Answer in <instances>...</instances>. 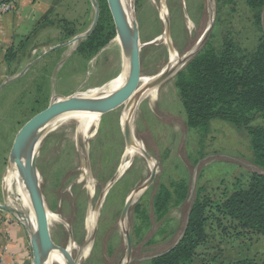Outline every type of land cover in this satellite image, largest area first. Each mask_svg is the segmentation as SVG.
Masks as SVG:
<instances>
[{
  "label": "rangeland",
  "instance_id": "374dc122",
  "mask_svg": "<svg viewBox=\"0 0 264 264\" xmlns=\"http://www.w3.org/2000/svg\"><path fill=\"white\" fill-rule=\"evenodd\" d=\"M123 1L128 2L131 9L133 24L129 25L136 28L141 77H156L170 62L176 64L178 59L197 47L199 51L205 46L219 51L225 40L232 39L241 48L251 49L261 36L253 13L242 0H163L166 25L158 16L160 0ZM61 2L64 4L48 21L45 36L39 35L31 47L37 56L53 50L52 56L30 67V72L7 90L5 101L0 106V205L17 211L21 222L22 219L30 221V211L18 197L17 185L11 181V187L5 188L7 169L12 162V145L18 131L44 110L54 97L67 98L75 93L83 95L89 88L100 87L119 77L122 71L120 61H117V66L111 63L110 54L104 51L118 33L107 0ZM95 5L98 8L95 29L87 38L75 41L74 38L85 33L93 23ZM210 25L211 32L206 42L198 46ZM165 31L174 50L169 49L170 44L158 40ZM190 60L177 66L178 72L174 77L158 87L155 103L139 99L130 116L126 117L151 162L134 157L131 166L116 178L104 198L103 193L113 182L125 150L120 126L125 103L100 117L96 132L90 139L79 140L80 155L86 156L88 174L96 183L92 195L84 182L78 181L80 175L76 171L81 156L75 142V123L51 133L42 130V134L39 133L33 141L35 167L39 171L36 174L41 175L39 191L48 210L61 220L50 228L51 240L58 248L67 247L70 242L75 244L78 251L76 249L72 253V259L77 264L125 262L126 234L132 246L130 264H148L147 261L139 263L136 260L161 254L178 241L197 194L217 201L236 187L245 186L256 169L244 130L217 121L210 123L206 134L187 127L176 82L178 73ZM252 125L264 127V119L258 116ZM27 156L31 157L29 153ZM153 158L158 160L156 177L144 191L142 187L151 174ZM180 184L187 191L186 198L178 205H174L173 200L166 215L157 218L152 204L158 190L165 187L174 192L175 186ZM139 190H143L142 194L132 198L126 218L120 220L125 200ZM137 205L146 211V220L136 216ZM89 210H93L97 217L92 228L90 251L82 260L78 255L79 249L86 245L85 222ZM6 214L8 219L13 218L11 212ZM216 220L223 228L230 226L224 216L209 213L207 225L211 240L206 249L198 252L195 264H212L209 255L218 245H222L229 255L246 254L264 259V237H239L231 232L230 245L233 246L227 248L223 245L227 239L219 236ZM27 224L29 230L18 221L27 235L32 264L30 236L33 224ZM136 228L141 229L139 237L135 235Z\"/></svg>",
  "mask_w": 264,
  "mask_h": 264
},
{
  "label": "trees",
  "instance_id": "16d2710c",
  "mask_svg": "<svg viewBox=\"0 0 264 264\" xmlns=\"http://www.w3.org/2000/svg\"><path fill=\"white\" fill-rule=\"evenodd\" d=\"M253 13L261 36L251 48H241L232 39L219 51L205 46L178 73L176 86L189 129L206 134L211 122H224L247 132L256 168L245 186H238L217 201L197 194L186 217L184 234L171 250L147 261L148 264H195L199 251L210 243L208 216L214 212L229 220V228L220 226L219 236L230 245L232 234L239 237H264V127L252 125L256 117L264 119V0H242ZM187 195L184 185L174 192L161 187L153 200V212L161 219L168 207L182 202ZM137 217L146 220V211L137 205ZM141 230V229H140ZM138 228L135 235L140 236ZM230 250V249H229ZM209 255L212 264H264V259L246 254L229 255L222 245Z\"/></svg>",
  "mask_w": 264,
  "mask_h": 264
},
{
  "label": "bare ground",
  "instance_id": "6f19581e",
  "mask_svg": "<svg viewBox=\"0 0 264 264\" xmlns=\"http://www.w3.org/2000/svg\"><path fill=\"white\" fill-rule=\"evenodd\" d=\"M160 2H161L160 3L161 6L158 8L159 20L163 23V25L164 24L166 25V15H165L164 3H163V0H160ZM118 6H119L120 12L122 14V17L124 19V22L126 24V27L128 29V32L130 35H132L136 31V28H135V25L132 28L130 27V25L133 24V19L131 16V9H130L129 3L124 2L123 0H118ZM94 8H95V6H94ZM189 23H190V21H187V24H189ZM167 32H168V30H167ZM167 32L158 38L159 41H162L166 45L170 44L169 43V36H168ZM83 35H84V33L79 35V37H81ZM169 49L172 50L170 46H169ZM104 51L110 54L109 57L111 58V61H112L111 63L116 64V66H117V61H120L119 63L122 66V71H121L119 77L109 81L108 83H106L100 87H95V88H91V89L89 88V90L83 95H81L80 93H75L74 95L67 97V98H55L54 97L52 99V102H62V101H66V100L71 99V98L74 100H77V101H82V102H98V101H103V100L109 99L115 93L120 91L124 87V85L126 84V81L128 79V68H129L128 58H129V54H130V48L127 47L126 45H124V43L122 42V40L119 37V34L117 33L115 39L112 40L110 45L107 46L104 49ZM98 57H99V55H98ZM173 63H174V61L170 62V65L168 67H166L160 74H158L154 78L140 77V82H139L138 88L130 96V98L126 102H124L126 109H124V111L122 113V118H121V122H120L121 131H122V135H123V132L124 133L127 132V129H128L130 134L132 135V141H131V144L125 145V150H124L123 155H122V163L119 166V169L117 170L116 177L119 176L123 171H125L127 167L131 166V164L134 160V157H141L144 160L151 162V160L144 158V156H143L144 153H146L148 156H149V154L145 150L143 143L139 139H137L136 134L133 130V126H132L131 122L128 121V119H126V117L130 116L129 114L131 112V109L134 108L133 106L135 105V103L139 99L140 100L148 99L151 104L155 103V101L158 98V87H160L168 79L174 77V75L169 76L161 84H156L155 82L159 77H161V75H163V73L165 71L169 70L170 67L175 66V63L174 64ZM116 66H114V67H116ZM111 68H113V67H111ZM100 117H101L100 113H97V112L92 111V110H75V111L65 112V113H62V114L56 116L51 122L47 123L42 128L43 130H45L46 133H51V132H54V131L60 129L61 127L68 125L71 122L75 123V125H76L75 142H76L77 150L79 153V157L81 156L79 169L76 172L80 175L78 181L84 182L85 188H87L89 190L90 195H92L96 183L91 178L92 176L90 177L88 174L87 165H86V159H87L86 156L80 155L81 151L79 149V140L82 139L84 141L85 140L87 141V139H90L94 135V133L96 132V129L98 127ZM40 133L42 134V132H40ZM38 136H39V134L34 132L29 137L26 144L22 147V151H21V161L22 162H24L26 157L28 159H31V157L27 156V154L29 153L32 156L34 149H35L34 148L35 142H33V141L35 139H37ZM10 158L12 159V162L7 169L5 188L11 187V181L13 182V184L17 185V191L19 194V195L18 194L17 195L19 198L21 197L22 204L25 207H27L28 210L30 211V221L33 224V226L31 225L29 220L27 222L33 228V232L35 234L36 222H35V218H34L32 208L30 205L28 190L22 183L21 172H20L19 167L15 163V158L13 156H11ZM3 183H4V181H3ZM36 183L38 184V186L41 183V176L38 173L36 174ZM3 187H4V184H3ZM92 211L89 210V212L87 214L86 222H85L86 223L85 224L86 245H84V247L82 249H79L80 254L78 256H80V259H82V260L87 257V255L90 251V248H91L92 228L95 224L96 217H97V214L93 213ZM47 222H48V227L51 228L52 226L60 223L61 220L56 214H54L48 210L47 211ZM76 249L77 248H76L75 244H73L72 242H70L67 246V251L70 254L75 252ZM77 251H78V249H77ZM42 264H67V262L62 257V255L57 251V249L54 248L47 255V257L43 260Z\"/></svg>",
  "mask_w": 264,
  "mask_h": 264
},
{
  "label": "water",
  "instance_id": "95a60500",
  "mask_svg": "<svg viewBox=\"0 0 264 264\" xmlns=\"http://www.w3.org/2000/svg\"><path fill=\"white\" fill-rule=\"evenodd\" d=\"M107 2H108L109 10L112 15L116 30L119 34V37L124 43V45L130 48V54L128 58V65H129L128 79L126 81V84L120 91L115 93L112 97H110L109 99L103 100V101L82 102V101L74 100L72 98L66 101H62V102H52L51 100L49 105L44 110L34 115L31 119H29L22 126V128L18 131L14 139L13 145H12L11 156L15 158V163L19 167L20 172H21L22 183L28 190L29 201H30V205H31L32 212L35 218V222H36L35 234L33 232L32 235L30 236L32 256H33L32 264H42L43 260L47 257V255L54 248H56L57 251L62 255V257L67 262V264H77L78 262L72 259V254L68 253L67 247L65 248L55 247L51 240L50 228L48 227V222H47L48 208L39 191L38 184L36 183V170H35L36 156L33 154L31 156V159H28L26 157L24 162H22L21 161L22 147L26 144L29 137L34 132L39 134L43 130L42 129L43 126L51 122L56 116L62 113L75 111V110H92L97 113H100L101 116H103L109 112H112L118 109L136 91V89L138 88L139 82H140V77H141L140 76L141 75L140 74V58H139L140 47L138 46V38H137L136 32H134L132 35L129 34L126 24L124 22V19L122 17V14L120 12L119 6H118V0H107ZM95 9L96 10H95V17H94L93 23L91 24L89 29L84 33L83 36L75 37L74 38L75 41L83 39V38L84 39L87 38L95 29L96 23L98 20V8L96 5H95ZM210 32H211V25L206 30L198 46H201L204 42H206ZM171 49L174 50L172 45H171ZM198 51H199V48L197 47L194 50H192L190 53H187L184 56H182L180 59L177 60L175 66L170 67L169 70L165 71L163 75H161V77H159L156 80L155 83L161 84L169 76L175 75L178 72L177 66H182L183 64H185L186 61L189 59H192L198 53ZM27 69H28V66L26 67L25 71ZM23 73L24 72H22L21 75ZM21 75L15 77L9 82L16 80ZM5 84L0 86V91ZM123 136H124L125 145L131 144L132 135L130 134L128 129H127V132L125 133L123 132ZM143 156L145 159L151 160V157L148 156L146 153H144ZM152 162H153V165L151 169V174L142 187L144 191L145 189L149 188L153 184L155 177H156V172H157L156 169L158 166V160L156 158H153ZM34 175H35V178H34ZM121 175L122 173L119 176L117 177L115 176V177L118 179L121 177ZM115 177L113 179V182L109 184L108 187H106V191L103 193L104 194L103 198L107 195V192L110 189V186L113 185V183L116 181ZM193 185H194V178L192 180L191 191L193 190ZM143 190H139L127 197V199L125 200L121 215H120V220H124L126 218L128 210L132 205V198L134 196H140ZM6 206L7 205L5 206L1 205L0 209L6 212H11L12 214L18 217L17 211H15L14 209H10L9 207H6ZM22 223L25 226L26 230H29L27 220L22 219ZM183 235L184 234L182 233L178 241L175 244H173V246H171L168 250L164 251L163 253L154 255L151 257L142 258V259L136 260V262L140 263L144 261H150L153 258H156L164 254L165 252L171 250L174 246L178 244V242L181 240ZM125 241H126L125 262H121L120 264H130V262L132 261V246H131L128 234L125 235Z\"/></svg>",
  "mask_w": 264,
  "mask_h": 264
},
{
  "label": "crops",
  "instance_id": "0c3cea01",
  "mask_svg": "<svg viewBox=\"0 0 264 264\" xmlns=\"http://www.w3.org/2000/svg\"><path fill=\"white\" fill-rule=\"evenodd\" d=\"M9 1L13 3L12 12L0 18V86L6 83L0 91V106L5 101L7 90L16 86V81L25 77L30 67L52 56L53 50L37 56L31 47L39 35L45 36L51 15L64 4L62 0ZM4 227L7 236L5 246L0 245V264H30L25 229L11 221L4 223Z\"/></svg>",
  "mask_w": 264,
  "mask_h": 264
},
{
  "label": "built area",
  "instance_id": "2783aa9c",
  "mask_svg": "<svg viewBox=\"0 0 264 264\" xmlns=\"http://www.w3.org/2000/svg\"><path fill=\"white\" fill-rule=\"evenodd\" d=\"M12 10H13V3L11 1H9V0H0V18L5 16V15H7V14H9L10 12H12ZM4 212L5 211L0 209V245L2 247L5 246L6 236H7L6 229L4 227V223H6V222L8 223L10 221L13 222V223H18V221L20 223H22L21 220L14 214H12L13 215L12 219H8L6 212L5 213Z\"/></svg>",
  "mask_w": 264,
  "mask_h": 264
},
{
  "label": "flooded vegetation",
  "instance_id": "af4514ba",
  "mask_svg": "<svg viewBox=\"0 0 264 264\" xmlns=\"http://www.w3.org/2000/svg\"><path fill=\"white\" fill-rule=\"evenodd\" d=\"M35 170H36V167H35ZM36 172H39L38 170H36ZM40 174V173H39ZM41 176V175H40ZM57 179H59V177L57 178ZM97 182V181H96Z\"/></svg>",
  "mask_w": 264,
  "mask_h": 264
}]
</instances>
